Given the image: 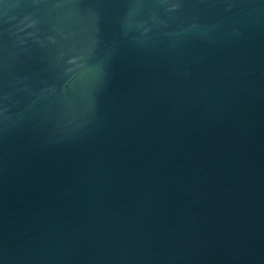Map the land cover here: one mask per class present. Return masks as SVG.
Instances as JSON below:
<instances>
[{"label":"water","instance_id":"obj_1","mask_svg":"<svg viewBox=\"0 0 264 264\" xmlns=\"http://www.w3.org/2000/svg\"><path fill=\"white\" fill-rule=\"evenodd\" d=\"M0 264H264V0H0Z\"/></svg>","mask_w":264,"mask_h":264}]
</instances>
